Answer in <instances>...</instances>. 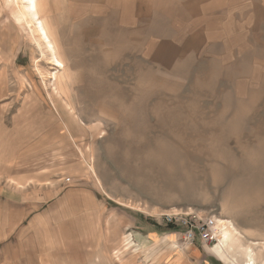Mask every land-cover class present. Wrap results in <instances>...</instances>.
<instances>
[{"label": "rangeland", "instance_id": "1", "mask_svg": "<svg viewBox=\"0 0 264 264\" xmlns=\"http://www.w3.org/2000/svg\"><path fill=\"white\" fill-rule=\"evenodd\" d=\"M145 4L38 0L62 70L0 0V220L40 188L21 223L27 252L64 247L48 264H264V26L159 71ZM174 211L214 217L228 243L185 242L161 221Z\"/></svg>", "mask_w": 264, "mask_h": 264}, {"label": "crops", "instance_id": "2", "mask_svg": "<svg viewBox=\"0 0 264 264\" xmlns=\"http://www.w3.org/2000/svg\"><path fill=\"white\" fill-rule=\"evenodd\" d=\"M144 13L145 16L151 15V20L139 23L145 31L144 40L149 41V46L146 44L145 49L142 48V56L147 58L154 68L165 72L202 57L219 56L223 52L231 53L233 41H245L249 34L264 26V0H146ZM47 29L48 36L50 35L55 44L49 26ZM55 47L56 44L54 50L58 58ZM64 180L61 179L66 184ZM45 190L46 187L42 191ZM16 193L20 194L14 198V203L21 209L16 208V214L7 216L8 212L5 211L1 214L7 219L0 220V264H34L33 261L28 263L23 257L30 255L33 260L35 258V264H48L47 257L50 256L46 254L51 253V257H55L61 251L64 255V247L59 246L58 242L57 246L53 243L43 250L32 246L27 252L28 247H24L23 222L32 217L29 224L32 228L33 222L38 223L40 216L34 219V205L26 210L23 206L25 201L29 200L35 201L36 206H39L41 189L28 188L17 190ZM141 242L140 245L133 246L140 250L146 243L145 239ZM53 249L57 251H52ZM211 251L215 253L214 249ZM174 262L170 264H176Z\"/></svg>", "mask_w": 264, "mask_h": 264}, {"label": "bare ground", "instance_id": "3", "mask_svg": "<svg viewBox=\"0 0 264 264\" xmlns=\"http://www.w3.org/2000/svg\"><path fill=\"white\" fill-rule=\"evenodd\" d=\"M2 1H3L4 6L8 10H10V12H12V13L14 11L17 12V14H18L17 16L20 18V20L22 22H24L25 24L29 25L30 28H32L31 30L34 33L38 43L41 46H43L44 49L50 54V56H51L50 61L55 66L59 67L60 69H63L64 68L63 63L56 57L54 46H53V44H52V42L48 36V33L46 31V28H45L42 20L39 17V13L37 10V1L38 0H2ZM229 236H230V232H228V231L222 232L221 239L219 238V240H217V242L219 241V245L221 247L225 246L226 243H228ZM220 252H221V250H220ZM245 264H253V259L251 258L250 255L247 256V261Z\"/></svg>", "mask_w": 264, "mask_h": 264}, {"label": "built area", "instance_id": "4", "mask_svg": "<svg viewBox=\"0 0 264 264\" xmlns=\"http://www.w3.org/2000/svg\"><path fill=\"white\" fill-rule=\"evenodd\" d=\"M67 182L68 179H65ZM161 221L167 226L183 228L184 241L192 244L198 240L207 248L214 246L217 242L219 225L212 216L201 218L197 214L182 213L174 211L160 215Z\"/></svg>", "mask_w": 264, "mask_h": 264}, {"label": "trees", "instance_id": "5", "mask_svg": "<svg viewBox=\"0 0 264 264\" xmlns=\"http://www.w3.org/2000/svg\"><path fill=\"white\" fill-rule=\"evenodd\" d=\"M167 228H168V229H176V228L179 229L180 227H175V226L167 225Z\"/></svg>", "mask_w": 264, "mask_h": 264}]
</instances>
